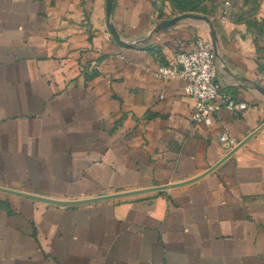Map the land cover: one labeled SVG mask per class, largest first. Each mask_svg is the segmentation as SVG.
<instances>
[{
  "label": "crops",
  "instance_id": "0c3cea01",
  "mask_svg": "<svg viewBox=\"0 0 264 264\" xmlns=\"http://www.w3.org/2000/svg\"><path fill=\"white\" fill-rule=\"evenodd\" d=\"M223 2L0 0V264H264V0ZM212 35L246 107L194 121L155 73Z\"/></svg>",
  "mask_w": 264,
  "mask_h": 264
},
{
  "label": "built area",
  "instance_id": "2783aa9c",
  "mask_svg": "<svg viewBox=\"0 0 264 264\" xmlns=\"http://www.w3.org/2000/svg\"><path fill=\"white\" fill-rule=\"evenodd\" d=\"M229 0H224L220 18L226 21ZM156 76L161 79H184V91L195 98L192 112L194 121H210V113L217 108L216 99L220 97L222 105L228 110L244 109L246 103L236 101L231 95L222 91L216 78L215 53L208 38L197 36L192 46L187 50H178L174 53L171 64H160ZM256 77L264 81V69L259 70ZM220 140L228 149L235 147L236 142L226 133Z\"/></svg>",
  "mask_w": 264,
  "mask_h": 264
},
{
  "label": "water",
  "instance_id": "95a60500",
  "mask_svg": "<svg viewBox=\"0 0 264 264\" xmlns=\"http://www.w3.org/2000/svg\"><path fill=\"white\" fill-rule=\"evenodd\" d=\"M110 8H111V6H110V3L108 2V4H107V14L108 15L110 13ZM182 18H199V19L207 20V18L205 16L192 14V13H184V14H180V15L174 16L172 18H169V19H166V20L160 22L159 25H158V29L168 27V26L172 25L173 23H175L176 21H178V20H180ZM215 42H216L215 36L212 35L211 36V45H212L213 51L215 50ZM257 89L264 94V87L258 85ZM234 150H235V148L228 155H230ZM159 188H162V187H157V189H159ZM11 192H13V191H11ZM136 192H139V191H136ZM130 194H131V192H127V193H123V194L103 196V197H97V198L80 200V201H61V200H53V199L39 197V196H34V195H27V194H23V195L27 196V197H32V198H36V199H39V200L47 201V202H54V203H59V204H74V203L82 202V201H95V200H100V199H105V198H110V197H117V196H122V195H130Z\"/></svg>",
  "mask_w": 264,
  "mask_h": 264
}]
</instances>
